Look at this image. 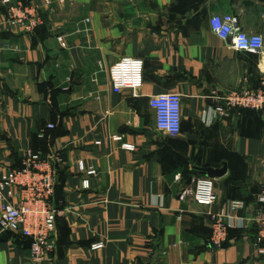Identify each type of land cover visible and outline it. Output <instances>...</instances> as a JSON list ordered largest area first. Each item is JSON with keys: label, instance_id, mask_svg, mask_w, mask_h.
Instances as JSON below:
<instances>
[{"label": "crops", "instance_id": "obj_1", "mask_svg": "<svg viewBox=\"0 0 264 264\" xmlns=\"http://www.w3.org/2000/svg\"><path fill=\"white\" fill-rule=\"evenodd\" d=\"M14 1L37 7L42 24L9 27L0 4V175L28 151L59 154L62 213L45 264H264L250 222L209 243L211 215L232 200L252 207L264 188V113L205 119L214 95L264 89V61L218 39L209 19L235 15L264 40V0ZM122 58L142 61L143 83L117 94L109 69ZM162 93L181 97L176 136L155 127L149 98ZM223 165L218 201L195 204L200 169ZM7 233L0 264H31Z\"/></svg>", "mask_w": 264, "mask_h": 264}, {"label": "built area", "instance_id": "obj_2", "mask_svg": "<svg viewBox=\"0 0 264 264\" xmlns=\"http://www.w3.org/2000/svg\"><path fill=\"white\" fill-rule=\"evenodd\" d=\"M5 7V23L9 27L32 32L42 24L37 7L11 0H2ZM235 15H214L208 27L218 39L229 41L237 52L259 56L264 61V40L259 34H248L239 26ZM64 46V43L61 44ZM109 79L114 93L123 89L137 90L143 83V63L140 59L122 58L109 69ZM213 113L205 119L211 122L216 116L228 117L232 111L250 109L264 113V89L231 92L222 98L211 97ZM149 106L155 114V127L159 132L176 136L181 129V97L173 93H162L149 98ZM53 129L52 125L48 126ZM59 154L43 155L28 151L19 168L8 169L0 175V230L31 240L29 259L31 264H45L56 250L54 231L56 218L61 211L53 205L56 182L55 164H60ZM78 169L83 170L81 163ZM87 180L83 187L88 188ZM192 200L199 206L210 207L218 201L213 180L198 177L194 181ZM264 188L257 195L255 205L249 207L242 200L226 202L225 206L211 215L209 243L219 248L227 239L228 230L242 228L246 222L254 224L257 238L264 254ZM250 211L247 218L238 213ZM101 241L92 243L89 251L103 249Z\"/></svg>", "mask_w": 264, "mask_h": 264}, {"label": "trees", "instance_id": "obj_3", "mask_svg": "<svg viewBox=\"0 0 264 264\" xmlns=\"http://www.w3.org/2000/svg\"><path fill=\"white\" fill-rule=\"evenodd\" d=\"M240 112H256V114L258 113V114H262L261 112H258V111H254V110H250V109H240L239 110ZM181 130V129H180ZM42 153V152H41ZM43 155H47L46 153H42ZM21 163V162H20ZM20 167V164L19 165H17L16 167H14V168H19ZM206 168H208V167H204V168H201L200 169V173L203 175V173L201 172L202 171V169H206ZM199 177H204V175L203 176H199ZM55 193V192H54ZM53 201H54V199H53ZM57 208H58V210L61 208V207H59V206H57ZM262 209H264L263 207H262ZM231 230H233V229H229L228 230V234H227V237H228V235H229V233L231 232ZM7 235H13V234H11V233H7ZM15 236V239L17 240L16 242L18 243V244H20V245H22L23 247H26V248H29V246H30V243H31V240L30 239H28V238H25V237H22L21 235H14ZM225 243V242H224ZM224 243L222 244V246L224 245ZM221 246V247H222Z\"/></svg>", "mask_w": 264, "mask_h": 264}, {"label": "water", "instance_id": "obj_4", "mask_svg": "<svg viewBox=\"0 0 264 264\" xmlns=\"http://www.w3.org/2000/svg\"><path fill=\"white\" fill-rule=\"evenodd\" d=\"M226 165H223L221 169H212V168H206L202 169V173L205 177H208L210 179L213 178H220L226 174Z\"/></svg>", "mask_w": 264, "mask_h": 264}, {"label": "rangeland", "instance_id": "obj_5", "mask_svg": "<svg viewBox=\"0 0 264 264\" xmlns=\"http://www.w3.org/2000/svg\"><path fill=\"white\" fill-rule=\"evenodd\" d=\"M11 1H13V2H16V1H14V0H11ZM21 3V2H20ZM0 4H1V6H2V15L4 16L5 15V7L2 5V0H1V2H0ZM22 4H25V3H22ZM5 18V17H4ZM49 154V153H48ZM56 165V164H55ZM56 176V175H55ZM56 183V182H55ZM54 191H55V186H54Z\"/></svg>", "mask_w": 264, "mask_h": 264}]
</instances>
